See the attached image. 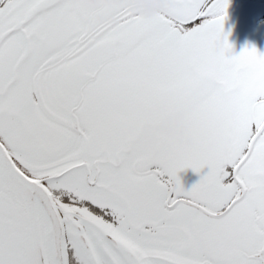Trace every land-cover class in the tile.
<instances>
[{"label": "snow or ice", "instance_id": "obj_1", "mask_svg": "<svg viewBox=\"0 0 264 264\" xmlns=\"http://www.w3.org/2000/svg\"><path fill=\"white\" fill-rule=\"evenodd\" d=\"M229 4L0 0V264H264V53Z\"/></svg>", "mask_w": 264, "mask_h": 264}, {"label": "flooded vegetation", "instance_id": "obj_2", "mask_svg": "<svg viewBox=\"0 0 264 264\" xmlns=\"http://www.w3.org/2000/svg\"><path fill=\"white\" fill-rule=\"evenodd\" d=\"M235 3L237 8L230 9ZM261 29H264V0H230L224 30L230 32L228 39L236 53L245 46H254L264 53V31Z\"/></svg>", "mask_w": 264, "mask_h": 264}, {"label": "clouds", "instance_id": "obj_3", "mask_svg": "<svg viewBox=\"0 0 264 264\" xmlns=\"http://www.w3.org/2000/svg\"><path fill=\"white\" fill-rule=\"evenodd\" d=\"M139 3L147 4L148 10L145 13V15H154L156 14L160 8L164 7L166 5L167 0H138ZM179 124L177 123L175 126H173L171 123L168 125L163 126L160 131H164L169 135H179Z\"/></svg>", "mask_w": 264, "mask_h": 264}, {"label": "rangeland", "instance_id": "obj_4", "mask_svg": "<svg viewBox=\"0 0 264 264\" xmlns=\"http://www.w3.org/2000/svg\"><path fill=\"white\" fill-rule=\"evenodd\" d=\"M103 2L106 3V2H109V0H103ZM236 5H237L236 3L233 4L230 9H232V8L236 9L237 8ZM94 6H101V5H94ZM139 6H140V4H137V7H139ZM260 31H264V29H261ZM252 33L256 34L255 32H252ZM262 49H263V46H262ZM180 175H181V179H182L183 185H184V187L186 189L190 188L199 179V176L196 175L195 173H193L191 171V169H188V170L180 173Z\"/></svg>", "mask_w": 264, "mask_h": 264}]
</instances>
